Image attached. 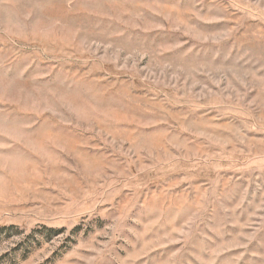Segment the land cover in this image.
Wrapping results in <instances>:
<instances>
[{"label": "rangeland", "instance_id": "rangeland-1", "mask_svg": "<svg viewBox=\"0 0 264 264\" xmlns=\"http://www.w3.org/2000/svg\"><path fill=\"white\" fill-rule=\"evenodd\" d=\"M0 264H264V0H0Z\"/></svg>", "mask_w": 264, "mask_h": 264}]
</instances>
